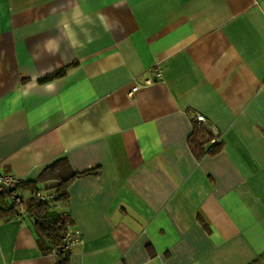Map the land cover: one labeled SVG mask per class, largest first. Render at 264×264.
Wrapping results in <instances>:
<instances>
[{"label": "crops", "instance_id": "1", "mask_svg": "<svg viewBox=\"0 0 264 264\" xmlns=\"http://www.w3.org/2000/svg\"><path fill=\"white\" fill-rule=\"evenodd\" d=\"M195 111L223 130L201 158ZM63 158L95 170L69 187L67 264L256 260L264 0H0V171L35 181ZM51 245L25 208L0 222V264H58Z\"/></svg>", "mask_w": 264, "mask_h": 264}, {"label": "trees", "instance_id": "2", "mask_svg": "<svg viewBox=\"0 0 264 264\" xmlns=\"http://www.w3.org/2000/svg\"><path fill=\"white\" fill-rule=\"evenodd\" d=\"M74 64L76 63H73V65ZM73 65L65 66L48 74L42 78L41 81L46 82L61 77L65 75ZM221 144L222 143L216 144L209 153H206L202 145H196V147L193 148L199 153L201 158L218 151V147H220ZM94 171L95 170H86L83 172L74 171L67 158L53 162L42 172L37 180H22L14 189L0 192V222L17 217L25 208L33 217H36V223L40 234L45 236L52 244L50 247L46 248V251L57 254L59 258L58 264H67L71 252L64 251L63 249L65 238L68 234L74 233L72 229L74 219L68 211H65V205L68 204L70 200L69 187L78 177L93 173ZM48 181H53V184L46 187L40 185V182ZM41 190L55 191L56 199L61 204L63 211L60 212L55 209L47 201H39L36 194ZM28 193H30V196ZM18 196L22 199L20 202L16 201V197ZM27 200L32 202L30 206ZM250 264H264V253Z\"/></svg>", "mask_w": 264, "mask_h": 264}, {"label": "built area", "instance_id": "3", "mask_svg": "<svg viewBox=\"0 0 264 264\" xmlns=\"http://www.w3.org/2000/svg\"><path fill=\"white\" fill-rule=\"evenodd\" d=\"M155 79L149 78L145 84H151L157 80L164 79V69L161 65H157L154 69ZM140 84L136 85L131 91V95L140 88ZM191 121L193 130L190 136V143L195 148L196 145H202L206 153H209L216 144L223 142V130L221 127L210 117L204 113L195 111L191 113ZM22 178L12 172L0 171V192H6L14 189L22 182ZM37 199L39 201H47L55 209L60 212L63 211L61 204L56 199V192L53 190H41L37 192ZM20 196L16 197V201L20 202ZM21 217V214L18 215ZM82 241L81 235L77 233H70L65 238L64 251L72 252L75 245Z\"/></svg>", "mask_w": 264, "mask_h": 264}]
</instances>
